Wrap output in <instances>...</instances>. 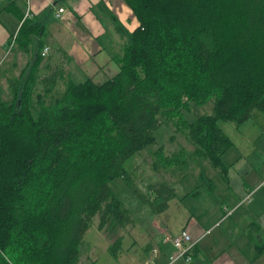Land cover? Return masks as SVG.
Returning a JSON list of instances; mask_svg holds the SVG:
<instances>
[{
    "label": "trees",
    "instance_id": "1",
    "mask_svg": "<svg viewBox=\"0 0 264 264\" xmlns=\"http://www.w3.org/2000/svg\"><path fill=\"white\" fill-rule=\"evenodd\" d=\"M124 1L139 26L119 30L120 70L103 83L68 79L64 50L40 77L45 28L22 23L17 40L36 49L25 82L9 79L12 98L0 97V264H80L97 216L100 230L133 226L111 182L133 185L124 165L155 142L164 121L177 120L195 150H160L159 167L174 175L205 159L226 174L234 143L219 122L240 127L255 110L264 114V0ZM209 101L214 115L183 120L191 103ZM150 189L164 200L156 209L167 210L175 189Z\"/></svg>",
    "mask_w": 264,
    "mask_h": 264
},
{
    "label": "crops",
    "instance_id": "2",
    "mask_svg": "<svg viewBox=\"0 0 264 264\" xmlns=\"http://www.w3.org/2000/svg\"><path fill=\"white\" fill-rule=\"evenodd\" d=\"M60 8L64 12L58 17ZM25 18L45 28L44 48L50 50L43 57L47 60L41 64L40 77L45 64L62 60L64 50L65 75L76 82L92 78L103 83L115 76L120 70L116 58L126 44L119 30L132 32L139 26L124 0H0V75H6L2 80L28 68L35 54L36 48L27 52L25 40H17ZM233 143L237 156L223 158L226 174L220 170L205 174L203 189L198 186L190 194L194 197L185 205L186 213L179 214L173 225L156 226L139 264H169L174 246L166 236L185 228L199 242L191 262L174 264H264V254L257 256V246L264 241V158H248L241 143ZM153 248L159 254L150 262Z\"/></svg>",
    "mask_w": 264,
    "mask_h": 264
},
{
    "label": "rangeland",
    "instance_id": "3",
    "mask_svg": "<svg viewBox=\"0 0 264 264\" xmlns=\"http://www.w3.org/2000/svg\"><path fill=\"white\" fill-rule=\"evenodd\" d=\"M45 60L47 58H43L41 62L43 63ZM27 74L28 69L21 68L19 73L10 74L12 76H9V79L21 87L27 78ZM5 76V73L0 75V97L9 101L13 92L9 81L2 80L6 78ZM61 88L62 84L60 87L62 92L63 89ZM37 90H39L38 87H36L35 92ZM214 113L213 101L203 105L191 103L188 109L183 110V120L192 123L202 116H210ZM173 122L167 121L165 123L164 121V124L156 132L155 142L125 163L124 167L132 178V186L128 185L122 178H117L111 182L112 190L130 210L135 224L127 229L114 228L112 225L105 230H100L99 216H97L81 245L80 264L93 262L96 264H139L140 260L146 256V246L149 243L147 240L151 233L156 231V226L161 225L165 228L163 225L165 223L173 225L179 214L182 216V213H186L185 205L190 204L194 197L190 194L194 193L198 186L203 189L201 182L207 178L205 174L218 172V169L213 168L205 159L197 164L190 162L189 168L181 169L174 175L170 174V171H166L165 168L159 167L160 150L166 156H172L182 151L190 155L195 150L187 134L182 130L178 131ZM219 126L232 141H237L239 146L241 143L242 149L248 152L245 154L249 155L248 158H264V114L261 111L255 110L251 119L240 127L235 123L225 121H220ZM244 134L245 136H243ZM239 135L241 136L239 137ZM239 140L242 142H238ZM246 140L255 141L252 144H247ZM225 155L223 158L237 156L235 147L233 146ZM165 183L175 189L176 196L169 202L167 210L159 212L160 209L156 208H159L157 206L162 204L164 200L156 198L151 192L150 186ZM197 183L198 185H196ZM208 184L211 185L209 182ZM135 190L139 191L148 201L143 202ZM115 247L117 256L113 255Z\"/></svg>",
    "mask_w": 264,
    "mask_h": 264
},
{
    "label": "built area",
    "instance_id": "4",
    "mask_svg": "<svg viewBox=\"0 0 264 264\" xmlns=\"http://www.w3.org/2000/svg\"><path fill=\"white\" fill-rule=\"evenodd\" d=\"M29 2V0H27ZM64 12L63 8H60L57 16L60 17L61 13ZM49 53V48H45L43 51V56H46ZM174 246V251L169 257V264H174L179 260H185L186 262H191L193 260V249L199 242V240H193L191 233L189 232L188 228H185L181 231L180 234L176 236L167 235L166 236ZM152 257L150 262L153 261V258H155L159 254L158 248H153L151 250Z\"/></svg>",
    "mask_w": 264,
    "mask_h": 264
}]
</instances>
